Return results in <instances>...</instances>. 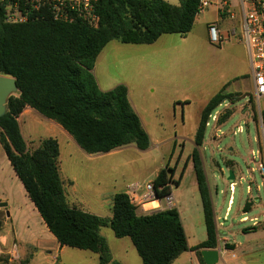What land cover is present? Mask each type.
I'll use <instances>...</instances> for the list:
<instances>
[{
  "label": "trees",
  "instance_id": "16d2710c",
  "mask_svg": "<svg viewBox=\"0 0 264 264\" xmlns=\"http://www.w3.org/2000/svg\"><path fill=\"white\" fill-rule=\"evenodd\" d=\"M200 1L182 0L175 6L166 0H100L97 12L101 22L97 29L50 18L8 24L0 10V75L15 77L20 91L9 98L7 112L0 117V144L62 247L96 253L100 264H121L113 259L100 232L101 228L109 227L117 238L131 239L143 264H172L189 250L196 252L205 264L201 250L217 249L214 205L200 148L211 115L226 101L235 102L233 95L226 92L230 83L204 107L195 133L196 147L187 158L180 178L175 180V169L166 165L152 181L159 198L170 196L172 187L179 186L189 162H193L207 240L191 249L176 208L139 215L137 206L125 192L113 197L111 218L71 207L60 175L58 140L46 138L38 148L30 150L17 119L30 107L61 125L87 154H106L130 145L148 150L151 138L129 101L127 86L119 84L103 91L93 69L103 49L112 41L150 45L163 35L186 37L196 22ZM231 115L226 112L219 119L220 124ZM262 118L264 123V112ZM249 207L246 204L245 209ZM226 249L233 246L226 245Z\"/></svg>",
  "mask_w": 264,
  "mask_h": 264
},
{
  "label": "rangeland",
  "instance_id": "374dc122",
  "mask_svg": "<svg viewBox=\"0 0 264 264\" xmlns=\"http://www.w3.org/2000/svg\"><path fill=\"white\" fill-rule=\"evenodd\" d=\"M170 2L179 4L177 0ZM234 14L235 19L223 20L222 27L226 30L236 29L240 34V10L235 9ZM238 38H227L220 45H215L209 38L201 35L195 26L193 32L186 37L178 34L163 35L155 44L150 45L124 44L116 40L110 42L99 61L101 70L107 67L117 73L126 61L143 60L144 66L138 70L137 78L143 79L149 90L138 93L134 102L143 111L141 122L151 138V146L145 151L139 150L135 145L125 146L121 161L117 163L124 164V167L116 174L96 171V177H91L89 171L81 172L80 192H83L85 181L90 178L99 177L104 182L103 186L115 181L122 185L132 181L152 182L156 172L166 165L175 169L176 178L179 179L187 158L196 147L195 133L205 105L224 85L230 83L226 92L233 95L235 102L228 100V104L221 105L215 114L225 110L232 115L222 124L220 121L216 123L210 120L200 151L212 200L219 210L220 221L228 228H219L220 238L228 236L237 243L258 239L260 234L250 238L242 236V228L254 226V222L241 223V220L245 216L249 219L257 217L260 224H264V188L259 192L257 189L264 181L258 158L259 151L264 149V126L260 120L264 112V100L260 104L253 100L250 60L244 41L240 36ZM239 126L242 127V132L238 130ZM38 134L47 136L42 127ZM35 137L30 138L25 133V139L31 148ZM76 147L69 148L67 154L84 163L85 158L79 156L86 152ZM31 148L29 149L33 150ZM67 159L68 156L62 158L64 170L72 168ZM229 162L234 165H229ZM231 170L235 172V179L228 181ZM194 173L191 161L181 180L182 184L174 185L173 198L182 211L191 243L203 240L206 236L201 197ZM231 183H236V200L224 222L231 197ZM248 187L252 189L251 194L248 193ZM258 196L262 198L260 205L244 215L243 207L246 202L251 203ZM163 205L166 206V203L163 202ZM94 213L105 216L109 211L96 209ZM137 213L146 214L142 206H137ZM101 230L116 256L129 251L139 257L130 238H117L109 227ZM253 257L264 264V250L256 251Z\"/></svg>",
  "mask_w": 264,
  "mask_h": 264
},
{
  "label": "crops",
  "instance_id": "0c3cea01",
  "mask_svg": "<svg viewBox=\"0 0 264 264\" xmlns=\"http://www.w3.org/2000/svg\"><path fill=\"white\" fill-rule=\"evenodd\" d=\"M166 1L170 2L172 0ZM177 1L179 3L178 5H175L174 2L170 3L172 5L179 6L182 0ZM209 1L212 2V6L207 9L202 15L197 17L195 20L196 22L194 23V27L197 26L200 34L207 37V39L209 38V27L213 23H216V21L220 22L222 26V21L225 20H220L216 9V0ZM194 27L191 32H193ZM106 47L99 55L96 61L95 68L93 69V73L98 83V86L103 91H109L119 84L126 85L128 88L127 96L129 97V101L142 121L143 111L137 106V104H135L134 101L138 93H141L145 89L149 90V88L147 87V83L143 82V79L137 78L138 70L140 69V67L142 68L144 66L143 60H128L121 65V67L118 69L119 71H117L116 69L117 73L109 70L110 68L107 67L101 70L99 61ZM17 119L19 121V125L24 139L25 133H28V136L30 138L36 136L35 139L32 140V148L25 139L28 148H31L33 150L38 148V146H40L39 144H41V142L46 138H56L58 140V145H60V175L64 183L66 193L65 197L71 207L82 209L94 215L96 213H94L96 209L100 211L108 210L109 214H105V216L100 214V217L111 218L113 197L118 193H127V189L129 186L135 183H140L137 181H132L128 182V184L124 182V184L122 185V183L118 184L115 181V183H108L106 184V186H103L104 182L101 181L99 177L97 179L90 178L85 181L83 192H80L79 186L80 182L82 181L81 172L89 171L91 173V177H96V171H99L104 174L109 173L110 175L114 173L116 174V172L120 168L124 167V164H117L121 161L120 158H122V152L124 149L121 148L106 154L85 153L79 156L85 158V162L83 163L77 158L67 154L69 148H77V144L74 138L68 132H66L64 128L58 123L52 120H48L47 118L39 114L36 110L30 107H26L20 117ZM41 127L43 128L47 136H42L38 134L39 129H41ZM258 155L259 163L264 164V149L260 150ZM63 156H68L67 161L72 167L70 170L63 169ZM229 165L233 166L234 164ZM158 172L156 173L158 174ZM64 173H66V176H64ZM174 179L178 180L176 178V174L174 176ZM181 184L182 183H180V185ZM263 188L264 181L258 186V192ZM216 191L218 193V188L216 189ZM174 192L175 191L173 186L171 195L173 198ZM248 193H252V189L250 187H248ZM231 197H233V199H231ZM231 197L228 200V206L226 208L224 222L227 221L226 219L229 217L231 207L234 205V200H236L235 196L232 195V193ZM261 200V196H258L251 203L247 201L246 204H250V207L245 209V204V206L243 207L244 215L252 211L255 206H259ZM212 201L214 205L216 226L218 231L217 248L220 249L219 264H261V262L257 258L253 257V254L256 251L264 250V224L261 225L257 217L249 219L248 216H245L241 220V223H247L249 221H252L254 222V226L242 228V236L244 238H250L253 235L260 234L258 239L250 240L246 243L233 242L228 236H224L221 239L219 236V228L223 227L227 230L228 228L225 227L220 221L221 216H219V210L216 209V204L214 203V200ZM254 201L258 202L255 203ZM84 205H86L87 208ZM171 208H176L179 211L180 218L183 223L182 225L184 226V229L187 234L189 249L194 248L207 240L206 229V236L203 240H198L194 243H191L187 233V229L185 227L184 220L182 218V211L178 208L175 199H173V206ZM202 212L204 218L203 205ZM203 222L205 225V218ZM100 232L102 233V230ZM108 245L115 261L120 262L121 264H143V261L139 254V257H137L132 252L123 251L116 256L113 253V249L111 248L109 242ZM226 245L233 246V249H226ZM26 260L30 261L29 264H100L99 255L96 253L86 250L69 248L67 246L62 247L59 244L56 237L52 234V232L49 230L48 226L44 222L38 209L30 199L22 182L18 178L16 172L13 170V166L10 160L8 159L4 148L0 144V264H20L21 262H24ZM172 264H202V262L196 252L189 250L181 254Z\"/></svg>",
  "mask_w": 264,
  "mask_h": 264
},
{
  "label": "built area",
  "instance_id": "2783aa9c",
  "mask_svg": "<svg viewBox=\"0 0 264 264\" xmlns=\"http://www.w3.org/2000/svg\"><path fill=\"white\" fill-rule=\"evenodd\" d=\"M99 1L0 0V10L3 13L4 22L8 24H23L50 18L68 24L83 23L97 29L101 22L100 15L97 12ZM211 6V1L201 0L196 18ZM237 8L241 13L240 34L236 32V29H224L220 22L216 21L209 27V40L215 45H220L227 38L238 40L240 36V39L244 41L252 70L253 100L260 104L264 100V0H216V9L220 20H234L236 17L234 10ZM223 104H228V101ZM225 114V110L216 114L214 112L210 120L217 123ZM260 120L263 125V118L261 117ZM209 122H207V127L210 125ZM238 130L242 132V127L239 126ZM259 169L261 174L264 175L263 163H259ZM235 186L236 183L230 184L232 195H234ZM127 194L130 201L136 206H142L146 214L171 209L173 206L171 195L164 198L157 196L153 182L135 183L128 187ZM163 202L166 203V206L163 205Z\"/></svg>",
  "mask_w": 264,
  "mask_h": 264
},
{
  "label": "water",
  "instance_id": "95a60500",
  "mask_svg": "<svg viewBox=\"0 0 264 264\" xmlns=\"http://www.w3.org/2000/svg\"><path fill=\"white\" fill-rule=\"evenodd\" d=\"M19 89L15 77L0 75V117H3L7 112V104L11 96L19 95ZM234 171H230L228 181L235 179ZM220 249H204L201 250L205 264H219Z\"/></svg>",
  "mask_w": 264,
  "mask_h": 264
}]
</instances>
